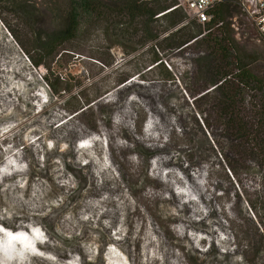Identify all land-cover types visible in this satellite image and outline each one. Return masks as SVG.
I'll return each mask as SVG.
<instances>
[{"label": "rangeland", "instance_id": "1", "mask_svg": "<svg viewBox=\"0 0 264 264\" xmlns=\"http://www.w3.org/2000/svg\"><path fill=\"white\" fill-rule=\"evenodd\" d=\"M64 1L0 0V42L4 47L0 51V64L16 57L15 69L25 67L28 74L23 80L10 75L9 87L4 85L5 90L14 93L13 87H16L19 94L24 91L25 94L21 102L14 95L18 108L11 106L0 112V170H3L0 171V179L7 168L16 171L20 166L14 161L5 162L6 159L25 151L27 142L41 135L47 136L43 153L29 151L28 159L22 163L27 168L32 162L30 175L16 178L21 186H36L35 193L42 196L36 208L40 211H13L6 199L0 196V219H6L2 227L14 231L16 228L12 227L22 226L31 233L23 232L20 239L10 240L8 232L0 231V241L6 245L0 251V264H79L82 258L86 264H131V257L126 251H109L111 246H116L113 244L117 239L122 238L118 236L120 233L117 235L122 218L120 214L115 218H105V227H96L85 221L73 239L58 228L61 217L78 206L85 192L93 188L90 169L91 172L94 169L85 168L86 159H79V164L76 163L77 145L84 139L87 142L84 145L86 154L97 162L102 159L104 167L112 168L113 176L120 181L130 200L145 213L147 224L157 230L166 252L183 255L186 264H264V135L260 130L264 91L254 82L241 85L235 81V85H231V88L238 89L234 104H224L221 92H212L201 99L213 88L208 91L202 89L205 77L198 70L197 60L204 54L199 47L191 46L163 56L164 64L173 76V80L168 81L158 68L148 72L154 57L150 49H132L126 39L119 38V29L115 25L102 22L84 27L78 38L64 46L67 50L62 51L54 61L53 73L65 81L61 87H66L68 83L71 90L61 100L57 99L43 79L48 75L47 71L42 66L35 68L24 54L27 58L34 54L30 40L35 34L60 27L58 7H62ZM23 3L35 5L37 12L23 11ZM235 5L232 3L231 8ZM227 21L238 44L237 55L248 65L251 75L264 79V41L253 21L241 5ZM212 33L220 39L222 31L215 26ZM62 53L66 54L59 59ZM232 60L234 65L231 70L236 74L235 53ZM9 69L12 70V67ZM140 70H144L147 81L136 75L118 86L121 80ZM80 94L94 101L90 109L77 115L72 113V109L77 104L78 99L75 98ZM31 96L39 97L30 100ZM124 110L126 125L118 129L115 122ZM52 114L61 118L46 126L45 121L50 120ZM235 117L241 120L240 126ZM70 119L72 123L68 125V131L61 130L59 133L63 138L57 150L46 155L45 152L55 144L51 135L59 132L61 125ZM155 123L162 132L161 140H144L142 134ZM34 130H41L42 133L31 135ZM158 134V131L154 132L155 136ZM96 140L101 148L93 147ZM116 142L125 143L128 149H119ZM65 148L69 152L61 155L66 152ZM147 152L153 154L147 156ZM160 157L169 161V165L162 167V175L173 168L185 188L175 182L171 187L164 181L156 180L152 164ZM129 160L139 164L131 167ZM58 162L63 164L62 168L74 182L63 185L64 190L54 183ZM230 163L234 165L238 177L229 172ZM199 170L203 173L201 178L198 177ZM188 174L197 178L203 186L211 201L210 206L202 203L196 194L180 195L181 192L188 193ZM208 178L214 195H210L205 187ZM45 185L49 188L50 200L47 197L43 201ZM153 187L162 193V198L144 199V190ZM114 188L115 184H111L110 189ZM67 192H71L68 197L65 195ZM100 194L107 196L108 190L92 189L89 195L95 197ZM20 196L24 198L22 194ZM189 199L204 214L210 213L205 220L192 214L195 227L187 229L188 235L194 238L191 244L173 233V227L178 224L172 221L169 210L175 212L180 209L190 215L193 205L188 203ZM247 201L255 206L256 215ZM43 207L49 210H43ZM34 229L43 233L42 238L36 237ZM210 231H216L217 235L212 237ZM50 235L53 237L51 244L61 252L63 259L71 258L68 263L44 253L43 243ZM225 237L232 241L231 254L220 246V240ZM149 238L152 240L151 234ZM153 239L156 237L153 236ZM201 240L204 242L201 243ZM29 242L31 246H28ZM180 243L183 247L179 246ZM87 245L96 255V263L87 254ZM123 246L131 253H138L142 244L136 245L129 238ZM147 254L151 263L159 257L163 259L156 245L150 246Z\"/></svg>", "mask_w": 264, "mask_h": 264}, {"label": "trees", "instance_id": "2", "mask_svg": "<svg viewBox=\"0 0 264 264\" xmlns=\"http://www.w3.org/2000/svg\"><path fill=\"white\" fill-rule=\"evenodd\" d=\"M241 1L242 0H225L221 2L211 12L213 15L212 21L207 23L205 26H202V24H199L196 20H190L183 9L177 7V0H65L64 5L62 7H58V12H60L59 14L61 17L60 27L50 32L43 30V33L35 34L30 40V45L34 54L29 55L28 59L35 68L42 66L43 69L47 71L48 75L43 79L55 97L61 100L64 94L70 92L71 90L68 83H66V87H61V84L65 81L61 80L59 76H56L55 73H53L52 65L54 61L62 51L67 50L64 46L78 38L84 27L92 23L111 22L119 29V38L126 39V42L130 43L132 49L136 50L137 48H148L154 53L148 72L158 68L162 70L163 78L168 81L173 80V76L165 66L163 56L168 53L186 50L191 46L199 47V50L204 54L197 60L198 70L205 77L202 89L203 91H208L213 88L200 98L202 99L207 97L212 92H221L224 97L223 102L228 106V104L235 103V99L238 95V89L236 87L231 88V85H235V81L240 82L241 85L244 83L254 82L261 91H264V79L259 80L257 77L251 75L248 65L237 55L238 44L235 38L232 37L230 32L231 24L227 21V19L233 15L234 11L236 12L238 5H241ZM232 3L236 4L233 9L231 8ZM21 9L27 13L37 12L35 5H29L27 3H23ZM220 23H222V25L217 28L220 29L222 33L220 39H217L212 33V28L218 26ZM203 27L207 29L204 30ZM3 50V44L0 42V51L2 52ZM28 52L30 53V51ZM234 53L236 54L237 63L236 74H234L231 70L234 65L232 60ZM65 54L66 53H62L59 59ZM15 60L16 57L8 61L5 60L0 64V66L3 67H0L1 113L11 106L18 108L19 104L16 102L14 95L18 98L17 101L21 102V100H23L22 96L25 94V91L19 94L16 87H13L14 93L11 90H5V88L10 85V75H14L15 78H20L21 80L28 75L25 67L15 69ZM11 67L12 70L9 69ZM143 72L144 70H140L136 72V74L128 75L119 82L118 86L125 84L136 75L137 78H140L142 81H147L144 78ZM37 97L39 96H31L30 100ZM75 99L78 100L77 104L74 105L72 109V113H77V115L90 109L92 107L91 104L94 101V99H89L87 96L82 94ZM194 101L196 102L197 99ZM125 113L126 110L122 112L120 119L115 122L116 128L121 129L126 125ZM60 118V115L52 114L50 116V120L45 121L46 126L52 125ZM235 119H237V117H235ZM71 121L72 119L63 123L59 132L51 135V137L55 139V144L53 147L49 148L47 152H45L46 155H49L57 150L56 147H58L60 140L63 138L59 135V133H61V130L68 131V125L72 123ZM240 121V119H237L236 121L239 126L241 125ZM260 130L263 131L261 134L264 135V104L260 116ZM156 131L159 132L157 136L154 135V132ZM40 133H42L41 130H34L31 135ZM108 134L112 136L111 133L108 132ZM161 134L162 132L160 131V128L155 123L144 131L142 137L144 140L156 142L161 140ZM46 137L47 136L41 135L35 138L34 141L27 142V149L25 151L18 152L13 157L5 160V162L12 163L14 161L18 164V166L20 165L16 171L10 167L7 168L5 175H3L0 179V196H3L6 199L13 211H21L23 213H27L28 211H40L36 208L39 207V202L42 201V196L35 193L36 186H33L32 188L21 186L20 180H16V178L20 177L23 179L25 176L30 175L32 162L30 161L27 168L23 167L22 163L28 159L29 151L37 154L43 153V148H45L43 144ZM79 142L80 143L77 145L78 159H76V163L79 164V159H86L88 162L85 164V168L92 167V169H94L92 172L90 169L93 188H89L87 192H85V196L80 201L78 206L72 207L67 215L61 217L58 224L59 230L62 233H67L70 235L69 237L73 239L75 238L77 231L85 225V221H88L96 227H103V220L105 218H115L120 214L122 218L120 220L119 227L117 228V235L120 233L118 236H121L122 238L119 240L117 239L116 243L113 244L116 246H111L109 251L113 252V250H117L122 253L126 251L131 257V264H159L160 262L161 264H186L183 259V255H171V253L164 250V242L159 236L157 230L152 225L147 224L145 213L140 209L136 202H132L130 200L128 194L122 188L120 181L113 176L112 168L110 166L104 167L101 164L102 159L97 162L86 154V149L84 146H81L83 145V142H85V139L80 140ZM94 142L93 147L96 149L101 148L97 140ZM116 146L121 150L128 149V146L125 143L116 142ZM65 151L66 152L61 155H65L69 152L66 148ZM152 154V152L146 153L147 156ZM168 162L169 161L165 157H160V159L152 164V170L156 180L160 182L164 181L171 187H173V183L175 182L185 188L183 181L177 176L173 168L166 175H162V167L169 165ZM138 164V161L129 160V165L131 167H137ZM62 165V163L60 164L58 162L55 167L57 179L54 180V183L64 190L63 185L66 183L69 184L73 182V180L67 176V173L62 168ZM178 167L181 168L179 165ZM228 167L231 175L233 177H238V172L236 171L234 165L230 163L228 164ZM183 171L187 172V170ZM202 176V170H199L198 177L201 178ZM187 178L190 185L188 186V193L181 192L180 195L185 197L187 195L196 194L200 197L202 203L206 206H210L211 201L208 199L207 193L204 192V188L198 182L197 178L189 174ZM207 180L208 182L205 185L207 192L210 193V195H214L213 191L210 189L211 182L209 178ZM111 184H115L114 189H110ZM92 189L108 190V195L103 196L100 194L95 197L90 196L89 194ZM70 193L71 192L65 193L66 197H68ZM20 194H22L24 198L21 197ZM48 194L49 188L45 185L43 187V201L45 198H49ZM143 195L144 199L162 198V193L154 187L145 189ZM188 203L193 205L190 209V215L184 214L180 209H176L175 212H172L171 209L169 210L172 221L178 224V226L173 227V233L182 240H187L191 244L194 238L188 235L187 229L195 227L192 220V214L202 216V219L205 220L210 216V213L204 214L203 211L199 209L197 204H195V202L191 199L188 200ZM247 204L252 212H254L256 209L255 206L248 201ZM45 208L48 209L47 207H43V210H45ZM48 214L49 211L45 214V216L47 217ZM82 216H87V218H83ZM5 223L6 219L1 218L0 227L5 230V232L14 235L22 234L23 232L27 234L30 233L28 228L22 229L24 228L22 226H11L12 228H16V230L10 231L4 226L2 227V224ZM8 226L10 225L8 224ZM106 228H108V226H106ZM125 228H127V231ZM221 228L223 229L222 226ZM176 230L179 232H176ZM132 234H134V236H132ZM149 234L152 235V240L149 238ZM209 234L213 237L214 235H217V232L210 231ZM153 236L156 237V239H153ZM129 238L132 239L133 243L136 245L139 243L142 244L138 253H131L130 250L123 246L124 241ZM52 240L53 237L50 235L43 243L44 253L57 257V259H63L61 252L57 250L53 244H51ZM200 242L202 243L204 240H201ZM152 245H156L159 254H162L163 256V259H160L159 257L157 261L151 263L147 258V252ZM231 245L232 241L228 237L220 240V246L226 250L227 254L232 253L230 251ZM179 246L183 247V244L180 243ZM85 249L87 254L92 257V261L96 263V255L93 254L94 252L91 251L88 245ZM204 255L205 253L202 254V256ZM171 258L173 260H171ZM63 260L68 263L71 258L68 257ZM74 261L77 262V260ZM79 264H86L83 258L80 260Z\"/></svg>", "mask_w": 264, "mask_h": 264}, {"label": "built area", "instance_id": "3", "mask_svg": "<svg viewBox=\"0 0 264 264\" xmlns=\"http://www.w3.org/2000/svg\"><path fill=\"white\" fill-rule=\"evenodd\" d=\"M223 1L225 0H178L177 7L182 8L191 19L196 20L199 24L206 25L213 19L211 14L213 9ZM241 6L245 14L253 21L260 38L264 41V0H242ZM221 25L222 23L217 27ZM4 29L8 32L6 28ZM24 56L28 60L25 54Z\"/></svg>", "mask_w": 264, "mask_h": 264}, {"label": "snow or ice", "instance_id": "4", "mask_svg": "<svg viewBox=\"0 0 264 264\" xmlns=\"http://www.w3.org/2000/svg\"><path fill=\"white\" fill-rule=\"evenodd\" d=\"M85 143H87V142H85ZM81 146L83 147L84 145H81ZM0 171H3V170H0ZM0 231H3V229L0 228ZM33 231L36 234V237L37 238H42L43 233H41L39 229H34ZM8 236H9L10 240H17V239H20L21 236H23V234H20V235H12L11 233H9ZM28 246H31V242H29V245ZM5 247H6L5 243L3 241H0V251L4 250Z\"/></svg>", "mask_w": 264, "mask_h": 264}]
</instances>
